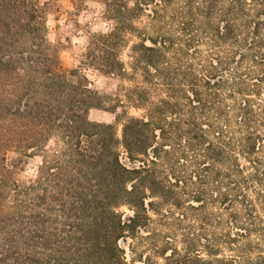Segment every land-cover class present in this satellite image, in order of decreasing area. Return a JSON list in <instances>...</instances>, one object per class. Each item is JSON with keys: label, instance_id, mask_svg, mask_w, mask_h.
Masks as SVG:
<instances>
[{"label": "trees", "instance_id": "trees-1", "mask_svg": "<svg viewBox=\"0 0 264 264\" xmlns=\"http://www.w3.org/2000/svg\"><path fill=\"white\" fill-rule=\"evenodd\" d=\"M57 1L0 0V264H264V0H72L68 65Z\"/></svg>", "mask_w": 264, "mask_h": 264}, {"label": "rangeland", "instance_id": "rangeland-1", "mask_svg": "<svg viewBox=\"0 0 264 264\" xmlns=\"http://www.w3.org/2000/svg\"><path fill=\"white\" fill-rule=\"evenodd\" d=\"M83 5H88V8L77 11L74 10L72 0H58V8L47 19L48 37L53 42L63 44L60 58L67 65L76 63L74 58L78 57L82 52L86 35L105 30L106 28V23L100 20L96 13L92 12L93 9L97 10L98 3L85 2ZM66 39L69 41H64ZM88 79L91 81V88L100 93L110 94L116 87V83L96 73L89 72ZM88 118L91 121L108 122L112 119V115L101 110L92 109L88 112ZM117 133H120V126L117 128ZM37 163L38 159L35 160L34 164ZM31 170H34V168H30ZM120 210L127 211L124 207L120 208Z\"/></svg>", "mask_w": 264, "mask_h": 264}]
</instances>
